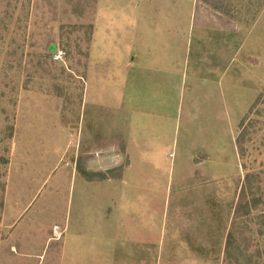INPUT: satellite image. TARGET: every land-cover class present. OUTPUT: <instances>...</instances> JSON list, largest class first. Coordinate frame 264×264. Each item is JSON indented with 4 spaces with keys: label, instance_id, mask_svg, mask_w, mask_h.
Instances as JSON below:
<instances>
[{
    "label": "rangeland",
    "instance_id": "1",
    "mask_svg": "<svg viewBox=\"0 0 264 264\" xmlns=\"http://www.w3.org/2000/svg\"><path fill=\"white\" fill-rule=\"evenodd\" d=\"M0 264H264V0H0Z\"/></svg>",
    "mask_w": 264,
    "mask_h": 264
},
{
    "label": "crops",
    "instance_id": "2",
    "mask_svg": "<svg viewBox=\"0 0 264 264\" xmlns=\"http://www.w3.org/2000/svg\"><path fill=\"white\" fill-rule=\"evenodd\" d=\"M146 62L147 61H145V62H143V61H141L140 59H138V58H133L131 61L130 60H127L126 61V63L124 62V65L126 64V66H125V68H126V70H127V74H128V72H131L132 73V69H131V67H142V71H143V69L145 70V71H147V68H146ZM150 62H148L147 64H149ZM126 74V75H127ZM158 92V91H157ZM158 94H162V96H167V95H165L166 94V91L165 90H162V91H160V92H158ZM153 95L154 96H157V93L156 92H153ZM106 107H111V108H115V109H121V108H124V109H126V111H128L129 113H130V116H131V119H130V122H131V124H130V130H129V133H128V144H127V154L130 156V159L129 160H131V162H132V165H133V159H132V152H131V148H132V145H133V138H132V134H133V131H134V126H135V124L133 123V121H132V119L135 117V116H137V117H139L138 115H139V113L141 112L140 110H136V108H135V105H134V102H133V106H130V101H128V100H125L124 102H122L120 105H118L117 107H114V106H109V105H106ZM138 109V108H137ZM140 111V112H139ZM133 125V126H132ZM149 125H152V124H149ZM155 125H157V124H155ZM160 125V124H159ZM156 138L157 139H159V141L161 140V137H160V135L158 134V136H156ZM162 140H165V138H162ZM169 156H171V157H173V155L172 154H170ZM130 162V161H129ZM109 180H107V181H103L104 183H109L108 182ZM122 205H124V204H122ZM121 205V206H122ZM147 205V204H146ZM131 207V204H129V206H127L126 208H130ZM115 208H118V204H117V206H115ZM126 230H127V228H125V230H124V233H122L123 231L120 229V231H119V233H120V235L122 234H124V235H126L127 234V232H126ZM143 235H144V233H142ZM124 235H123V237H124ZM141 237V239H144V238H142L143 236H140Z\"/></svg>",
    "mask_w": 264,
    "mask_h": 264
},
{
    "label": "trees",
    "instance_id": "3",
    "mask_svg": "<svg viewBox=\"0 0 264 264\" xmlns=\"http://www.w3.org/2000/svg\"><path fill=\"white\" fill-rule=\"evenodd\" d=\"M200 3H207L208 0H199ZM210 27V26H209ZM262 94L258 97V99L256 100L255 105L257 104V102H259V100L261 99ZM254 105V106H255ZM253 106V107H254ZM252 107V108H253ZM251 111V110H250ZM247 118L243 119L241 122L240 127L243 129V131L240 133L238 139H237V145L238 148L241 149V142H242V138L244 137V124L246 122ZM121 152L123 154H126V147L124 145V147L122 148ZM130 163H129V159L126 162L125 165L121 166L118 168V170L121 171V173H123L128 167H129ZM77 172L80 174V176L87 182L89 183H93L95 180H98L99 182H103L109 179H119L120 176H110L111 173L114 172V170H110L108 172H94V171H90L87 168L84 167L83 162L82 161H78L77 163Z\"/></svg>",
    "mask_w": 264,
    "mask_h": 264
},
{
    "label": "water",
    "instance_id": "4",
    "mask_svg": "<svg viewBox=\"0 0 264 264\" xmlns=\"http://www.w3.org/2000/svg\"><path fill=\"white\" fill-rule=\"evenodd\" d=\"M57 49V46L53 45L49 48V51L53 52Z\"/></svg>",
    "mask_w": 264,
    "mask_h": 264
},
{
    "label": "built area",
    "instance_id": "5",
    "mask_svg": "<svg viewBox=\"0 0 264 264\" xmlns=\"http://www.w3.org/2000/svg\"><path fill=\"white\" fill-rule=\"evenodd\" d=\"M57 57H59V56H57Z\"/></svg>",
    "mask_w": 264,
    "mask_h": 264
}]
</instances>
